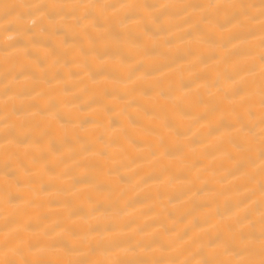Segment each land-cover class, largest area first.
Wrapping results in <instances>:
<instances>
[{"label":"bare ground","instance_id":"bare-ground-1","mask_svg":"<svg viewBox=\"0 0 264 264\" xmlns=\"http://www.w3.org/2000/svg\"><path fill=\"white\" fill-rule=\"evenodd\" d=\"M0 264H264V0H0Z\"/></svg>","mask_w":264,"mask_h":264}]
</instances>
